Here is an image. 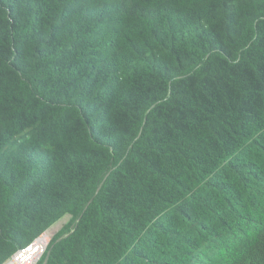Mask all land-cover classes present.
I'll return each instance as SVG.
<instances>
[{
  "label": "trees",
  "instance_id": "obj_1",
  "mask_svg": "<svg viewBox=\"0 0 264 264\" xmlns=\"http://www.w3.org/2000/svg\"><path fill=\"white\" fill-rule=\"evenodd\" d=\"M65 214L36 264H264V0H0V264Z\"/></svg>",
  "mask_w": 264,
  "mask_h": 264
},
{
  "label": "bare ground",
  "instance_id": "obj_2",
  "mask_svg": "<svg viewBox=\"0 0 264 264\" xmlns=\"http://www.w3.org/2000/svg\"><path fill=\"white\" fill-rule=\"evenodd\" d=\"M61 220L63 219L58 220L56 223H54L51 227H49L43 233L47 234L51 230V233L53 234V231L55 229L52 230V228L55 227L58 223H60L59 221ZM43 233L34 240L31 247L25 249L24 251H21L20 254L17 253L11 259H9L5 264H34V262L39 257L42 250L45 248L47 242L50 239L49 238L48 240H46L45 238H43V235H44Z\"/></svg>",
  "mask_w": 264,
  "mask_h": 264
},
{
  "label": "rangeland",
  "instance_id": "obj_3",
  "mask_svg": "<svg viewBox=\"0 0 264 264\" xmlns=\"http://www.w3.org/2000/svg\"><path fill=\"white\" fill-rule=\"evenodd\" d=\"M60 219H63V220H61V221H59L60 223H58L59 225L58 226H56V228H55V230L53 231V234H55L67 221H68V219H69V216H63V217H61ZM59 219V220H60ZM58 221V220H57ZM55 226V225H54ZM53 230V229H52ZM53 234L51 233V230H50V232H48L47 234H44L43 235V238H45L46 240H48L49 238H50V236L52 235L53 236ZM51 236V237H52ZM50 241V240H49ZM48 241V242H49ZM48 242H47V244H48ZM46 244V245H47ZM46 247V246H45ZM45 249V248H44ZM44 249L42 250V252H41V254L39 255V257L36 259V261L34 262V264H36L37 263V261L39 260V258L41 257V255H42V253H43V251H44Z\"/></svg>",
  "mask_w": 264,
  "mask_h": 264
},
{
  "label": "water",
  "instance_id": "obj_4",
  "mask_svg": "<svg viewBox=\"0 0 264 264\" xmlns=\"http://www.w3.org/2000/svg\"><path fill=\"white\" fill-rule=\"evenodd\" d=\"M66 215H67V216H69L68 214H65L64 216H66ZM62 217H63V216H62ZM69 217H70V216H69ZM56 222H57V221H56ZM53 224H54V223H53ZM53 224H52V225H53ZM52 225H51V226H52ZM48 228H49V227H48ZM48 228H47V229H48ZM47 229H46V230H47ZM34 240H35V239H34ZM34 240H33V241H32V242H31V243H30V244H29L27 247H25V248H23V249H21V250L17 251V252H16V254H17V253H19V254H20V253H21V251H24L25 249H27V248L31 247V246H32V244H33V242H34ZM16 254H15V255H16ZM13 256H14V255H13Z\"/></svg>",
  "mask_w": 264,
  "mask_h": 264
},
{
  "label": "built area",
  "instance_id": "obj_5",
  "mask_svg": "<svg viewBox=\"0 0 264 264\" xmlns=\"http://www.w3.org/2000/svg\"><path fill=\"white\" fill-rule=\"evenodd\" d=\"M15 254H16V253H15ZM15 254H14V255H15ZM12 257H13V256H12ZM12 257H11V258H12ZM5 263H6V262H5ZM5 263H4V264H5Z\"/></svg>",
  "mask_w": 264,
  "mask_h": 264
}]
</instances>
